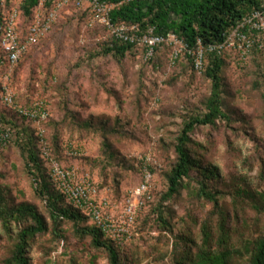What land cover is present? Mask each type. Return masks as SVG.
Returning a JSON list of instances; mask_svg holds the SVG:
<instances>
[{
  "label": "rangeland",
  "instance_id": "rangeland-1",
  "mask_svg": "<svg viewBox=\"0 0 264 264\" xmlns=\"http://www.w3.org/2000/svg\"><path fill=\"white\" fill-rule=\"evenodd\" d=\"M99 25L85 7L65 9L54 29L10 77L9 88L21 100L36 97L47 102L48 132L59 133L57 162L88 173L102 195L120 199L141 182L135 169L137 159L143 168L140 156H153V169L159 173L171 168L181 124L188 114L203 109L211 83L192 69L185 56L174 59L178 46H160L153 60L136 49L122 60L102 54L111 36ZM257 39L264 46V38ZM262 74L264 52H251L244 64L238 58L229 60L225 100L228 113L237 114L216 126L197 127L192 133L201 145L197 151L221 168L223 180L214 186L222 191L231 215L241 217L240 237L258 234L264 224V215L251 207L248 193L241 194L242 190L264 194ZM105 136L115 159L105 152ZM0 189L11 202L35 204L48 217L35 194L25 158L14 145L0 153ZM197 190V182L190 181L170 203L174 234L161 230L149 217L138 228L136 222L128 240L126 264H171L170 252L179 234L202 242L201 225L213 206L197 198ZM125 201L111 202L121 212ZM64 230L66 239L51 232L36 237L30 250L32 264H108L107 256L92 248L89 238L76 237L72 223L65 224ZM11 241L0 221V260L7 255Z\"/></svg>",
  "mask_w": 264,
  "mask_h": 264
},
{
  "label": "trees",
  "instance_id": "trees-1",
  "mask_svg": "<svg viewBox=\"0 0 264 264\" xmlns=\"http://www.w3.org/2000/svg\"><path fill=\"white\" fill-rule=\"evenodd\" d=\"M57 1L0 0V24H3L4 18L14 7H17L19 10L18 31L24 39L38 10L47 14ZM99 1L112 6L110 17L114 24H137L143 29L154 27L156 34L159 35L174 33L186 43L189 49H194L199 39L203 44L223 41L241 20L260 9L264 3V0ZM70 6H77V4L71 0L65 9ZM99 26L108 30L104 25ZM53 29L54 26L51 31ZM49 33L28 50L15 66L10 77L14 76L32 50L41 44ZM254 34L258 38H264L263 33ZM110 36V41L102 47L104 55L112 54L122 60L135 49L145 52L143 46L126 42L111 33ZM159 50L158 47L149 60H153ZM251 52L252 54L263 53V44H257ZM183 53L180 56L187 58L192 69L210 81V93L203 101L201 111L188 114L184 118L174 141L176 159L171 168L159 173L152 167L157 185L153 198L145 203L136 228L141 221L149 217L155 220L161 230L174 234L173 218L175 216L172 215L174 210L170 203L181 196L182 191L189 187L190 181H195L198 184V190L195 193L197 198L206 199L213 208L201 225V243L186 234L177 236L170 252L171 264H264V224L263 230L258 234L250 235V237H246L245 234L242 237L237 235L241 231L242 223L238 220L241 217L238 213L235 216L231 215L222 200V191L214 186V183H220L223 180L221 168L205 160L196 148L201 145L192 138V133L197 127L216 126L218 121L231 120L233 115L237 114L235 111L228 113L229 109L225 100V94H227L225 69L229 60L237 59L239 53L236 51H226L222 54L208 53L202 72L196 70L193 56L187 50ZM7 70H9L8 63L1 64L0 74ZM37 99L40 98L28 97L25 100L16 98L18 104L22 106H28ZM0 119L13 130L10 143L0 153L13 145L20 150L25 158V167L31 177L35 194L48 211V217H46L35 204L26 201L11 202L0 189V221L12 240L11 247L7 255L0 260V264H32L30 250L36 237L51 232L58 238L66 239L64 225L67 223H72L76 237L89 238L91 247L107 256L108 264H126L129 258L126 250L130 241L125 243L115 241L91 219L85 209L76 207L58 188L52 176L50 160L44 156L43 152L46 146L50 157L58 161L56 153L60 148L59 133L51 135L48 132L51 117L44 123L46 132L42 142V137L38 135L37 128L31 119L2 105L0 80ZM103 145L107 156L115 159L116 153L112 150L106 136ZM138 160L135 169L139 178L142 179V162ZM121 162L125 165L126 160ZM62 167L68 168L65 165ZM99 191L100 193L102 191L100 187ZM246 192L252 199L251 207L264 215V194L250 190H242L241 194ZM125 197V194L120 199L108 196L111 201L124 200ZM262 219L264 222V217ZM244 220H246L245 217L243 222Z\"/></svg>",
  "mask_w": 264,
  "mask_h": 264
},
{
  "label": "built area",
  "instance_id": "built-area-1",
  "mask_svg": "<svg viewBox=\"0 0 264 264\" xmlns=\"http://www.w3.org/2000/svg\"><path fill=\"white\" fill-rule=\"evenodd\" d=\"M71 0H58L54 7L43 14L38 10L35 20L28 29V33L22 39L18 31L19 10L14 7L4 23L0 24V70L1 64L7 62L9 70L0 74L1 103L5 107L17 111L31 119L37 128V133L42 137L46 129L44 123L50 117L47 102L37 99L30 106H22L16 102V96L9 88V80L13 69L28 50L41 41L53 28L60 18L65 7ZM77 6L90 10L95 21L107 27L115 37L132 44L143 46L146 58L154 55L156 49L162 45L172 46L174 59H177L182 51H188L193 56L196 70L202 72L205 68L206 55L208 53L222 54L226 51L239 53V61L244 64L252 49L260 41L254 33L264 34V3L261 8L246 16L221 42L203 44L199 39L194 49H189L186 43L176 34H156L154 27L146 29L137 24H114L110 17L111 5L99 0H73ZM12 127L4 124L0 119V151L11 141ZM44 156L50 160L51 172L58 188L67 195L68 199L78 208L85 209L91 219L101 227L110 237L119 243L127 242L133 233L134 225L140 217L147 200L153 198L156 188V175L152 170L155 163L151 155L140 156L143 161L141 182L129 190L124 200L125 204L118 211L119 206L111 202L107 196L99 191L97 182L88 173L78 168H64L49 155V149L44 146Z\"/></svg>",
  "mask_w": 264,
  "mask_h": 264
}]
</instances>
